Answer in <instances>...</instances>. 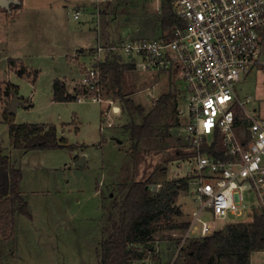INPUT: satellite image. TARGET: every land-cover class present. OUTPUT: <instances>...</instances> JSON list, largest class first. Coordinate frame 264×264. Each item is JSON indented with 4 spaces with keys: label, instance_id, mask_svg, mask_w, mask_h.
<instances>
[{
    "label": "rangeland",
    "instance_id": "obj_1",
    "mask_svg": "<svg viewBox=\"0 0 264 264\" xmlns=\"http://www.w3.org/2000/svg\"><path fill=\"white\" fill-rule=\"evenodd\" d=\"M81 2L89 6L81 13L79 20L67 15L65 9L58 13V21L62 24H55L46 18L44 24V19L40 20L39 27L24 25L18 30L12 29L10 24L7 29L8 36H15L24 29V39L31 41H26L24 45L15 40L10 42L9 46H3L6 57L0 58V82L17 85V97L30 103L28 107H17L13 122L53 124L58 136L65 138L66 146L28 151L14 148L10 142L8 123L0 109V146L11 163L22 172L20 190L32 214V218L15 214L13 222L0 224V264H99L96 252L103 236L104 205L107 207L110 198L117 195L118 183L145 179L156 167L167 165L169 160L173 162L167 165L165 172H158L159 176L150 186L156 187L154 184L171 179H187L188 189L178 196L177 204L181 212L175 217L177 224L190 222L191 212L199 207V200L194 195L196 184L192 182L194 166L189 157L176 155L177 150L187 151L181 139L182 119L178 111L179 106L182 109L177 94L182 82L180 74L178 78H170L167 73L152 74L136 67L125 71L121 90L125 97L143 106L144 113L152 108L161 93L169 91L174 96L163 117L167 132L142 139L136 149H133L134 144L123 128L130 122V117L109 82H102L100 102L75 100L76 93H82L79 86L81 73L92 58L91 52L85 54L75 50L79 46L88 49L97 47V35L88 16L94 6L90 0ZM116 3V0H100L97 6L98 9H109ZM156 5V0H120V29H104L105 33L108 32L111 39L119 36L120 40L127 35L158 36L160 6L157 8ZM76 8L69 11L73 12ZM29 18L27 13L26 19ZM55 19L52 18V21ZM42 24L48 27L43 28ZM48 29H58V32ZM0 30L2 32L4 29ZM35 39L53 41L54 45L45 48ZM59 39L67 41L69 51L67 48L60 51L57 47ZM67 52L76 54L68 59ZM11 53L32 69L31 72L26 69L31 76H19L8 69L7 56ZM33 72L37 75L35 80ZM58 76L76 80L69 101L52 100L51 83ZM147 92L151 93V97ZM235 92L242 101L246 97L251 99L244 104L249 113L256 118H264V70L253 69L248 74H241ZM7 96L10 98L11 95ZM0 105H4L2 99ZM237 110L241 121L246 115L242 114L240 108ZM132 117L140 122L138 114ZM245 126V123H240L237 130L243 131ZM81 155L84 161L82 165H77L76 161ZM1 169L0 196L5 197L8 195V173L6 169ZM244 196L247 203L256 200L251 191L246 190ZM204 214V218L211 223V215L207 212ZM248 218L243 213L214 220L212 224L217 230ZM183 233L179 228H168L167 223L160 222L152 241L137 244L143 256L132 264H171L178 254L177 241ZM250 264H264V250L253 251Z\"/></svg>",
    "mask_w": 264,
    "mask_h": 264
},
{
    "label": "built area",
    "instance_id": "obj_2",
    "mask_svg": "<svg viewBox=\"0 0 264 264\" xmlns=\"http://www.w3.org/2000/svg\"><path fill=\"white\" fill-rule=\"evenodd\" d=\"M156 1L157 8L165 3L177 17L171 30L97 45L91 53L94 64L81 73L82 93H76L75 100L101 101L97 63L111 53L121 55L123 62L133 63L140 71L176 78L180 74L181 136L191 153L194 195L199 200L180 236V249L187 238L212 233L214 220L264 211V118L249 113L244 104L251 99L242 101L235 92L241 74L264 70V0ZM79 13L74 12V18ZM238 108L246 115L241 121ZM240 123L246 124L243 131L237 130ZM216 140L217 153L203 149ZM154 185L151 189L157 190L160 183ZM246 190L253 193L254 202L245 201ZM206 212L211 223L204 218Z\"/></svg>",
    "mask_w": 264,
    "mask_h": 264
},
{
    "label": "trees",
    "instance_id": "obj_3",
    "mask_svg": "<svg viewBox=\"0 0 264 264\" xmlns=\"http://www.w3.org/2000/svg\"><path fill=\"white\" fill-rule=\"evenodd\" d=\"M177 21L171 7L163 3L158 21L160 34L169 32ZM122 60L121 55L111 53L107 54L98 66L102 82H109L112 90L115 89V95L121 100L122 108L130 117V122L123 128L134 144L133 149H136L142 139L161 136L167 132L164 129L163 117L174 96L169 91L161 93L152 108L144 113V107L125 97L121 90L125 71L135 68L133 63ZM9 63L13 65L15 60L10 58ZM24 73V68H20L18 74ZM36 76V72H33V79ZM6 88L9 95L12 90H16L12 83H8ZM2 94L0 87V96ZM53 97L60 101H69L72 97L67 93L63 81L58 78L53 81ZM13 114L6 109L3 116L8 123L10 142L14 148L28 151L66 146L65 138L58 137L53 124L14 123ZM134 114L140 116V122L133 119ZM168 127L169 125L167 129ZM217 147L216 140L210 147L204 146L203 149L217 153ZM0 167L7 170L9 184L8 195L0 196V224H10L15 214L32 218L29 204L20 190L22 172L11 163L1 146ZM160 167H156L145 179L118 183L117 195L110 198L107 207L104 205L106 211L103 218V236L96 252L99 264H132L134 260L141 259L143 252L137 244L152 241L160 222L167 223L168 228H179L182 232L187 229L189 221L177 224L175 217L181 212L177 204L179 193L188 189V181L171 179L161 183L157 190H153L150 185L154 183L155 174ZM3 234H6L5 231ZM258 250H264L263 210H256L248 219L225 225L208 235L187 238L171 264H250L251 253Z\"/></svg>",
    "mask_w": 264,
    "mask_h": 264
},
{
    "label": "crops",
    "instance_id": "obj_4",
    "mask_svg": "<svg viewBox=\"0 0 264 264\" xmlns=\"http://www.w3.org/2000/svg\"><path fill=\"white\" fill-rule=\"evenodd\" d=\"M90 1H91V4H93L94 9L89 13L88 16H90V20H91L90 22L93 23V29L95 30V33L97 35V45H106V44H110V43L119 42L120 41L119 36L117 39H114V38L111 39V35L108 34V32L105 33L104 29H120V0H116L117 3L114 6H110L109 9L106 7L98 9V6H97L98 2H96L95 0H90ZM156 3H157V1H156ZM88 6L89 5H83L81 0H13L7 7H2V5H0V29H4L2 32L0 30V58L4 59L6 57V49L3 46H5V47L9 46L10 42H12L14 40L16 43L23 44V45H24V43H26V41H28L27 38L24 39V36H23L24 29H21V32H18V34L15 36H8L7 29H8L10 24L12 25V29H18V30H20V27H22L24 25H27L30 28L32 26L39 27L40 20L44 19L43 20V24H44L46 22V20H45L46 18L49 19L50 22H55V24H62V22L58 21L59 20V16H58L59 12H62L65 9H67L65 11L67 13V15L69 14V15L73 16L74 12L79 11L80 13H79L78 18H74V16H73L74 19L79 20L81 13L83 11H85L84 9L85 8L87 9ZM75 7H77L76 10H74V11L72 10L73 12L69 11L70 9L75 8ZM81 8H83V10ZM9 9H11L12 12L9 13L8 12ZM27 13L30 16V18L28 20L26 19ZM54 17L56 19H55V21H52V18H54ZM43 24H42L43 28L48 27V25H43ZM48 30L58 32L57 31L58 29H48ZM60 31H63V29H60ZM118 33H120V30H118ZM159 34H160V32H159ZM105 35H107V37H104ZM127 36L142 37L139 35H135V36L127 35ZM153 36H156V35H153ZM41 40H42V43H41ZM41 40L39 41V39H35L34 41L39 42L41 45H44L45 48L51 47L54 45L53 41L52 42L51 41H44V39H41ZM28 43H31V41H28ZM66 45H67L66 40L64 41L62 39H59L57 47H59L60 51H64L66 48H67L66 50L69 51L70 47H66ZM94 50H95V48H92V47H89V49H88V48H83V46H79V47H77L75 52L79 51V53L89 54L90 52L92 53ZM75 52L72 54H69L70 52H67L66 57L68 59H70L71 57H73V54H76ZM12 55L13 54L11 53L10 55L7 56L8 69H12L15 71V73L18 74V71L20 70V68H24L25 73L22 75L31 76L28 74L29 72L26 69L30 70V72L32 71V69H30L27 65H25L23 63V60L20 57H13ZM24 56H26V55H24ZM78 57H79V55H78ZM10 58H13L15 60V63L13 65H11L9 63ZM16 63H17V65H15ZM90 63L94 64V61H92L91 58H90ZM162 74H165V73H162ZM18 75L22 76L20 74H18ZM168 75L170 78L172 77L171 74H168ZM56 78L63 81V83L65 84V88L67 90V93L70 95H73V84L75 83L76 80L75 79L69 80L66 78V76H64V77L58 76V77H55L54 79H56ZM54 79L52 80V83H51V92H52V98H53L52 100H55L53 97V81H54ZM33 80H35V78ZM8 83H10V82H4V81L0 82V87H2V89H3V94L0 96V100L2 99V101L4 102L3 106L0 105V109L2 110V113H4V111L6 109L8 111V101L11 100V98H12V92L13 91L16 92V90H12L11 94H10L11 96H10V98H8L9 96L6 95L7 88H5V86H7ZM15 86L17 87V85H15ZM177 94L179 96V90H178ZM18 98L23 102V104H19V105H23L24 107H28L30 105V103L27 102V100H22L21 97H18ZM55 101H60V100H55ZM119 103H120V101H119ZM19 105H17V107ZM17 107H16V109H17ZM15 112H16V110L14 111V113ZM45 124H49V123H45ZM58 137H60V136H58ZM181 139L184 141V146H185V149L187 151L179 152V150H177L176 155L180 154L179 157H185V158L189 157L190 156L188 154L189 153V147H188L186 141L183 139V137ZM83 161H84V156H83ZM171 161L172 160H169L168 164H170ZM76 164H77V161H76ZM167 165H165L164 167H162V165H161L160 169L155 174V180H156V177L159 176L157 174L166 171ZM0 171L3 172L1 167H0ZM20 188H21V183H20Z\"/></svg>",
    "mask_w": 264,
    "mask_h": 264
},
{
    "label": "water",
    "instance_id": "obj_5",
    "mask_svg": "<svg viewBox=\"0 0 264 264\" xmlns=\"http://www.w3.org/2000/svg\"><path fill=\"white\" fill-rule=\"evenodd\" d=\"M13 0H0V5L2 7H7ZM23 104V102L17 97L16 92H12V98L8 101V112L14 113L16 110L17 105ZM83 162V155H81L77 160V165H82Z\"/></svg>",
    "mask_w": 264,
    "mask_h": 264
}]
</instances>
